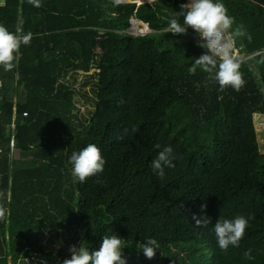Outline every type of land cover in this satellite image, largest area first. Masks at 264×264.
Here are the masks:
<instances>
[{
  "label": "trees",
  "instance_id": "1",
  "mask_svg": "<svg viewBox=\"0 0 264 264\" xmlns=\"http://www.w3.org/2000/svg\"><path fill=\"white\" fill-rule=\"evenodd\" d=\"M188 2L0 0L13 33L47 22L13 70L0 67V264H63L73 245L98 251L104 235L124 240L128 264H264V0H220L247 33L233 48L251 57L238 59L239 91L190 71L207 53L193 29L165 31ZM133 20L151 33L134 36ZM89 144L104 171L81 183L69 160ZM169 146L175 166L159 178L151 163ZM238 215L249 226L224 252L213 227ZM148 238L160 247L151 260L137 248Z\"/></svg>",
  "mask_w": 264,
  "mask_h": 264
},
{
  "label": "clouds",
  "instance_id": "2",
  "mask_svg": "<svg viewBox=\"0 0 264 264\" xmlns=\"http://www.w3.org/2000/svg\"><path fill=\"white\" fill-rule=\"evenodd\" d=\"M123 2L124 0H113L116 6ZM28 3L34 7L41 6L40 0H28ZM180 7L182 10L169 20L165 31L172 34H186L191 28L202 41L198 47L207 50L206 54L195 59L190 71L194 72L199 68L205 73L212 74L210 78L219 84L220 91L228 87L239 91L244 81L240 72V62L233 55V43L236 38L247 35L243 26L233 29L234 18L228 14L226 6L220 0H189V3L181 4ZM180 17L184 18L183 24L179 22ZM31 39V32L20 35L0 24V67L5 71L13 70L15 54L22 44L28 45ZM248 39L250 40L251 37L248 36ZM173 158V149L169 146L160 151L152 161L151 167L159 178L164 177L165 166L169 168L175 166L172 162ZM69 163L73 165V178L83 183L87 178L104 171L105 159L95 144H89L80 152L74 151ZM206 207V204L203 205L201 210L204 211ZM192 219L196 226L207 227L211 223L206 215L203 218L193 216ZM248 226L249 218L243 215H238L234 219L221 217L213 227L219 248L227 252L229 246L239 247ZM124 248V240L117 235H104L98 251H90L85 243L79 247L73 245L70 248L71 258L65 259L63 264H128L124 258ZM137 248L151 260L156 255V249L160 247L155 239L148 238L146 243H140ZM244 257L253 259L251 250L246 251Z\"/></svg>",
  "mask_w": 264,
  "mask_h": 264
},
{
  "label": "rangeland",
  "instance_id": "3",
  "mask_svg": "<svg viewBox=\"0 0 264 264\" xmlns=\"http://www.w3.org/2000/svg\"><path fill=\"white\" fill-rule=\"evenodd\" d=\"M137 31H133L132 30L131 33L135 34V36L137 37L140 34V32H137ZM139 36H141V35H139ZM200 41H201V39H200ZM234 56L237 59H239V58L250 59L251 58L249 55H247L245 53H240V54L235 53ZM256 56H258V55H255L254 57H256ZM14 127H15V125H14ZM256 127H257V131L259 133L260 142L262 144V154H261V157L264 158V119L259 118V117H256ZM52 239H56V238L53 237ZM56 241H59V240H56ZM42 244L44 246H48L49 245V239H42ZM55 249L57 250V245L55 246ZM20 261L23 262V263H27V264H42V261H35V262H33V261H29V260L23 259V258H21ZM43 264H45V263H43ZM46 264H57V263H49L48 262Z\"/></svg>",
  "mask_w": 264,
  "mask_h": 264
},
{
  "label": "crops",
  "instance_id": "4",
  "mask_svg": "<svg viewBox=\"0 0 264 264\" xmlns=\"http://www.w3.org/2000/svg\"><path fill=\"white\" fill-rule=\"evenodd\" d=\"M17 4H18V7H19V0H17ZM32 25L34 27V30L32 32V36L33 37H36V38H41L43 37L44 35L47 34V31H46V27H47V22H46V19L45 17H41V16H34L33 20H32ZM21 31V30H19ZM151 33V31H150ZM234 45H235V42H234ZM15 111V110H14ZM14 123L12 124V127H11V135L14 131Z\"/></svg>",
  "mask_w": 264,
  "mask_h": 264
},
{
  "label": "water",
  "instance_id": "5",
  "mask_svg": "<svg viewBox=\"0 0 264 264\" xmlns=\"http://www.w3.org/2000/svg\"><path fill=\"white\" fill-rule=\"evenodd\" d=\"M139 4H143V2H139ZM136 24H139V22H138L137 20H133V21H132L133 30H137V29L135 28ZM140 24H141V23H140ZM143 25H144V24H143ZM144 26L147 27V29H148L149 31H148V32H145V33H140L139 35H141V36H144V35L150 33V29L148 28V26H146V25H144ZM133 35L135 36V34H133ZM139 35H138V36H139ZM233 48H234V43H233Z\"/></svg>",
  "mask_w": 264,
  "mask_h": 264
},
{
  "label": "bare ground",
  "instance_id": "6",
  "mask_svg": "<svg viewBox=\"0 0 264 264\" xmlns=\"http://www.w3.org/2000/svg\"><path fill=\"white\" fill-rule=\"evenodd\" d=\"M135 28L138 30L137 32H140V33H145L149 31L147 27H145L143 24H140V23L136 24Z\"/></svg>",
  "mask_w": 264,
  "mask_h": 264
},
{
  "label": "built area",
  "instance_id": "7",
  "mask_svg": "<svg viewBox=\"0 0 264 264\" xmlns=\"http://www.w3.org/2000/svg\"><path fill=\"white\" fill-rule=\"evenodd\" d=\"M0 91H2V85L0 84ZM2 101V98L0 97V102ZM0 115H2V112L0 111ZM28 115L25 113L24 117H27ZM12 146H14V139L12 141Z\"/></svg>",
  "mask_w": 264,
  "mask_h": 264
}]
</instances>
